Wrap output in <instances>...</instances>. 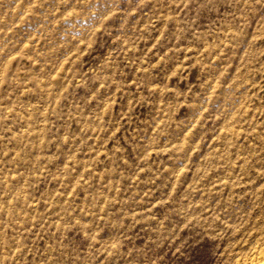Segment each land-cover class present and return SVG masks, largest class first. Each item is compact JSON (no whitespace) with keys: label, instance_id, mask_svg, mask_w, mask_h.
<instances>
[{"label":"rangeland","instance_id":"rangeland-1","mask_svg":"<svg viewBox=\"0 0 264 264\" xmlns=\"http://www.w3.org/2000/svg\"><path fill=\"white\" fill-rule=\"evenodd\" d=\"M264 253V0H0V264Z\"/></svg>","mask_w":264,"mask_h":264},{"label":"bare ground","instance_id":"bare-ground-1","mask_svg":"<svg viewBox=\"0 0 264 264\" xmlns=\"http://www.w3.org/2000/svg\"><path fill=\"white\" fill-rule=\"evenodd\" d=\"M260 255L256 258H253L248 264H264V253H259Z\"/></svg>","mask_w":264,"mask_h":264}]
</instances>
